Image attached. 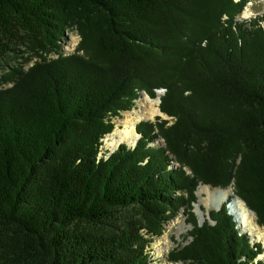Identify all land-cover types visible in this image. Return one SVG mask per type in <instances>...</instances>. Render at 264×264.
Segmentation results:
<instances>
[{"label":"trees","instance_id":"trees-1","mask_svg":"<svg viewBox=\"0 0 264 264\" xmlns=\"http://www.w3.org/2000/svg\"><path fill=\"white\" fill-rule=\"evenodd\" d=\"M249 1L0 0V264H154L200 185L231 187L264 227V12L239 18ZM140 92L171 122L102 151ZM189 215L170 261L256 264L223 206Z\"/></svg>","mask_w":264,"mask_h":264},{"label":"rangeland","instance_id":"rangeland-1","mask_svg":"<svg viewBox=\"0 0 264 264\" xmlns=\"http://www.w3.org/2000/svg\"><path fill=\"white\" fill-rule=\"evenodd\" d=\"M244 12H246V14ZM263 12H264V0H251L243 8V11L240 13L239 18L246 19L248 17L250 18L257 15H261ZM78 39H79L78 35L76 34L74 29L65 30L64 35L60 39V52L63 54H68L74 51ZM20 55L21 56L18 60L24 61L27 59L26 54H20ZM159 93L160 92H157V94ZM139 97L140 94L136 99H138ZM136 99L134 101L133 108H131L130 110L133 109L136 110L138 108ZM125 115H126V111H123L120 113L119 116L112 118V121L114 123L113 129L120 127L118 120L123 119ZM157 117H160L161 119H167L168 122H171L170 117L164 115L163 113L157 114L153 118H142L139 121L148 120L153 122L157 119ZM138 122L134 124V133L136 135V139L134 140L131 147H133L136 144L137 140L140 137V134L136 131L135 128V125ZM154 144L163 145V141L161 138H158L155 140ZM101 150L104 152L110 151L108 147L104 146L103 140L101 144ZM207 187H203V190L206 191L208 188H212V187H208V188ZM196 189L194 192L196 201L192 204V208L188 209L187 206L185 205L179 207L167 220L164 221L161 235L158 238H155L151 243L150 257L154 262V264H181L180 262L170 261V259H168V252L180 245L181 246L185 245L190 240V236L188 234V232L191 229V225L188 222V219L190 217L189 212L192 211L197 224H202V222L205 220L211 223V220L208 219L209 217L208 211L219 210L222 206L225 208L226 213L230 215L232 220L234 221L235 223L234 229L238 232L237 235L239 233L244 234L247 238V241L251 244L253 243L255 247L258 244L255 250L257 251L255 255V261L256 264H264V241H262L264 240V238H262V240H257L255 237H250V235L247 232H245L242 228L238 227L236 219L234 218L233 214L228 210V203L226 204V202L230 200V196L225 201L220 203L217 207H213L209 205L210 199L207 197L205 192L201 191L200 195L198 196L196 193ZM261 228L262 229L260 230V232L262 233L264 232V227L261 226ZM158 250L160 251L159 256L157 255Z\"/></svg>","mask_w":264,"mask_h":264},{"label":"bare ground","instance_id":"bare-ground-1","mask_svg":"<svg viewBox=\"0 0 264 264\" xmlns=\"http://www.w3.org/2000/svg\"><path fill=\"white\" fill-rule=\"evenodd\" d=\"M246 14V12H244ZM138 108L135 110L126 111V115L123 119L118 120L120 127L114 128L110 133L105 134L103 137L104 146L110 150L114 149L119 143H127L131 146L136 139L134 133V124L142 118H153L155 115L160 114L158 108L157 97L150 98L145 93H141L140 97L136 99ZM141 102V103H140ZM143 103V104H142ZM204 185L198 186L196 193L199 196L203 191L210 199V204L213 207H217L220 203L225 201L230 196L229 209L233 214L238 227L247 232L250 237H255L257 240L264 238V232H260L261 227L257 226L254 222V215L252 211L246 207V205L237 196L233 195L232 189L227 188H208L203 190ZM264 241V240H262ZM160 251H157L159 256Z\"/></svg>","mask_w":264,"mask_h":264},{"label":"water","instance_id":"water-1","mask_svg":"<svg viewBox=\"0 0 264 264\" xmlns=\"http://www.w3.org/2000/svg\"><path fill=\"white\" fill-rule=\"evenodd\" d=\"M160 90H158V92H159ZM141 93H144V92H140V94ZM147 95V94H146ZM148 96V95H147ZM149 97V96H148ZM157 97V99H158V102L160 101V99H159V96H156ZM160 111V110H159ZM160 113H162L161 111H160ZM164 114V113H163ZM164 115H166V114H164ZM167 116V115H166ZM120 144V143H119ZM126 146H129L127 143H124ZM116 148V147H115ZM114 148V149H115ZM111 151H113V150H110L109 152H111ZM208 187H211L210 185H207ZM214 188H218V187H214ZM225 188H227V187H225ZM231 188V187H230ZM219 189H222V188H219ZM238 197V196H237ZM239 198V197H238ZM240 199V198H239ZM242 201V200H241ZM229 202L230 201H228V202H226V204L228 203V206H229ZM244 203V202H243ZM247 207V206H246ZM249 209V208H248ZM228 210L230 211V209H229V207H228ZM250 210V209H249ZM250 211H252V210H250ZM253 213V212H252ZM254 214V213H253ZM208 219H209V217H208ZM210 220V219H209ZM254 222H255V224L257 225V226H259V227H261L259 224H257V222H256V220H255V217H254Z\"/></svg>","mask_w":264,"mask_h":264}]
</instances>
